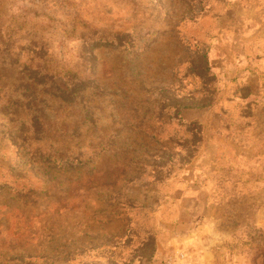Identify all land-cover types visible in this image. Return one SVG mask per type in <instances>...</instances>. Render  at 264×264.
<instances>
[{
	"label": "rangeland",
	"instance_id": "1",
	"mask_svg": "<svg viewBox=\"0 0 264 264\" xmlns=\"http://www.w3.org/2000/svg\"><path fill=\"white\" fill-rule=\"evenodd\" d=\"M0 264H264V0H0Z\"/></svg>",
	"mask_w": 264,
	"mask_h": 264
}]
</instances>
